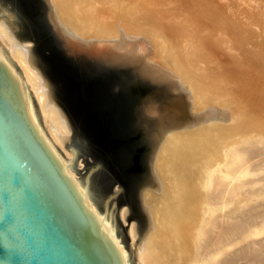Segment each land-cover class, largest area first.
<instances>
[{
    "label": "bare ground",
    "instance_id": "1",
    "mask_svg": "<svg viewBox=\"0 0 264 264\" xmlns=\"http://www.w3.org/2000/svg\"><path fill=\"white\" fill-rule=\"evenodd\" d=\"M150 1L46 0L48 16L59 33H70L91 46L96 58L114 63L120 61L113 59L136 61L120 46L129 35L132 22L148 14ZM27 38L30 37L15 33L0 19V48L17 77L29 117L85 194L88 207L117 246L123 263L132 264L112 211L99 208L72 167L75 152L66 149V145L74 135V125L58 100L36 47ZM96 39L107 41L94 44ZM152 39L150 45L155 53L164 56V60L172 57L173 65L182 67L184 87L190 88L197 105H204L210 94L223 104L229 102L217 80H203L201 74L191 72L190 63L178 48L159 35ZM75 43L78 42L72 39L67 42L71 47ZM141 64L145 72L162 78L160 68L157 72L156 68ZM138 83L130 81L126 88ZM226 108L218 103V112L223 113L227 123L209 122L199 128H185L193 110L184 97H179L169 103L168 115L163 120L159 117L161 127L155 135L150 174L143 179L144 185L153 182L154 187L142 189L148 227L132 255L136 264H264V177L252 173L248 159L253 149L264 147V118L248 112L246 106L247 119L236 112L225 114ZM176 110V120L169 125ZM255 192L258 211L252 209L254 202L249 199L252 194L256 196ZM127 212L126 207L121 209L122 219H126ZM255 220L260 222L254 223ZM128 235L132 243L136 241V222L129 224ZM224 238L229 240L221 244Z\"/></svg>",
    "mask_w": 264,
    "mask_h": 264
},
{
    "label": "water",
    "instance_id": "2",
    "mask_svg": "<svg viewBox=\"0 0 264 264\" xmlns=\"http://www.w3.org/2000/svg\"><path fill=\"white\" fill-rule=\"evenodd\" d=\"M1 1L14 14L17 28L34 11L32 0ZM42 15L41 29L49 34L55 47L64 50L67 42L50 23L46 10ZM24 33L33 38L27 31ZM36 51L74 125L71 145L75 157L78 151L89 152L98 166L91 171L101 167L112 172H106L104 177L106 195L91 186L90 176L83 183L96 204L107 198L106 205L117 206L116 220L124 228L122 236L128 243L132 219L137 218L141 224L147 215L142 202L143 179L150 174L160 123L159 116L147 109L154 101L160 111L165 110L161 103L168 88L143 77L136 69L92 58L94 68L111 72L114 79L110 88H95L94 103L121 111L126 124L115 135L107 131L105 137L104 132L88 128L79 94L67 88L68 79L54 75L37 45ZM114 66H118L115 72ZM133 80L139 83L126 88ZM130 178L134 181L130 182ZM84 195L29 117L17 77L0 48V264H124ZM125 203L129 212L128 224L123 227L120 209Z\"/></svg>",
    "mask_w": 264,
    "mask_h": 264
},
{
    "label": "rangeland",
    "instance_id": "3",
    "mask_svg": "<svg viewBox=\"0 0 264 264\" xmlns=\"http://www.w3.org/2000/svg\"><path fill=\"white\" fill-rule=\"evenodd\" d=\"M32 1L34 11L21 28L16 27L14 14L6 8L1 0L0 19H3L15 33L22 34L25 31L30 33L33 38L27 39L32 41L34 47L38 46L42 58L53 68L54 75L61 80H69L70 86L68 85L67 88L72 92L76 91L82 99V117L88 128L92 131H101L102 134L104 132L105 137H108L107 131L109 134L115 135L121 126L126 125L122 119V112L114 108H107L102 104L96 105L93 101L96 87H101V85L111 87L114 81L112 73L94 68L91 61L92 58L98 57L97 53L92 52L91 46L81 43L70 33H66L67 35L65 33L60 34L66 42L71 39L77 41L76 46L67 45L64 46V50L55 47L49 38V34L41 29L39 23V19L42 18L45 10L48 14L46 2L45 0ZM150 3L149 9L146 10L148 14L146 12L147 15L144 18L132 22L129 35L124 40V44L120 46V49H127L129 51L127 54L131 53L134 56L133 60L136 61L113 59L120 61V63L114 64L139 69L143 73V77L169 86L168 95L161 103L166 107L165 110L160 111V108L153 101L152 105L148 106L147 111L163 120L164 116L169 113V103L176 102L179 97H184L188 107L193 110L192 119L190 123L184 126L185 128H199L209 122L227 123L223 113L218 112V103L227 107L225 114L236 112L247 119L249 118L248 112H251L264 118V0H151ZM7 11L9 16L4 15ZM47 18L53 24L48 15ZM154 35L161 36L167 44L178 48L184 54V59L190 63L191 72L194 75L196 73L201 74L203 80L210 78L217 80L229 102L223 104V101L217 100L216 95L210 94L207 95L208 98L204 105H197L190 88L184 87L185 80L182 76V67L180 65L174 66V59L170 56L164 60L162 58L164 56L158 55L151 48L150 44L153 42L152 37ZM105 41L107 40L96 39L94 44H102ZM140 64L153 67V69L156 68L157 72L161 69L159 74L162 75V78L145 72ZM113 70L114 72L117 71L118 66H114ZM215 107L217 108L215 109ZM173 113V117L168 122L169 125L176 120L177 110ZM159 127L161 126H157V130ZM111 141L114 142V137ZM66 149H73L71 141L67 143ZM250 154H248L252 168L250 170L256 175L261 174L263 178L264 147L253 149ZM72 164L82 183L90 176L91 186L103 195L108 194V186L104 177L106 178V172L110 174L112 172L105 166L102 167L106 169V172L101 167L91 171L98 166H96L97 164L89 152L78 151ZM133 181L134 178H130V182ZM262 183L264 185V180ZM259 185H261L260 180ZM151 187H154L153 182L144 185V189ZM255 195H250L249 199L254 202H252V209L258 211L259 207L256 205L258 194L255 192ZM106 199L99 202V208L102 210L105 207L110 208L114 220L117 222V206L106 205ZM123 207H126L129 212L128 204L125 203L121 209ZM128 212L125 220L121 218L123 227L128 224ZM136 219H132L137 223L138 228L136 241L132 243L129 240L127 243L126 238L122 236L131 254L132 264H136L135 257L132 255L136 252L138 240L141 235L144 236L148 227L147 215L143 216L141 224ZM259 222L254 221V223ZM116 226L117 228L120 227L118 230L123 235L122 227L118 222ZM226 240L228 241L229 238L225 239V242L222 241L221 244L226 243Z\"/></svg>",
    "mask_w": 264,
    "mask_h": 264
}]
</instances>
